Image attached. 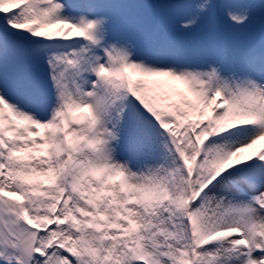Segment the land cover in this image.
Segmentation results:
<instances>
[{
    "label": "snow or ice",
    "instance_id": "obj_1",
    "mask_svg": "<svg viewBox=\"0 0 264 264\" xmlns=\"http://www.w3.org/2000/svg\"><path fill=\"white\" fill-rule=\"evenodd\" d=\"M0 264H264V0H0Z\"/></svg>",
    "mask_w": 264,
    "mask_h": 264
}]
</instances>
